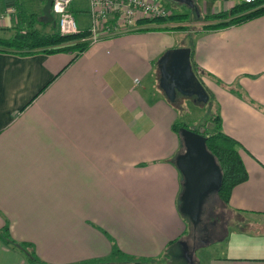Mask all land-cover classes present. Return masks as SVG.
Instances as JSON below:
<instances>
[{"label":"crops","instance_id":"obj_1","mask_svg":"<svg viewBox=\"0 0 264 264\" xmlns=\"http://www.w3.org/2000/svg\"><path fill=\"white\" fill-rule=\"evenodd\" d=\"M235 3L200 0L198 17ZM0 10V34L16 14L37 15L21 0H0ZM86 11L78 29L89 24ZM199 26L184 47L193 49L221 131L239 144L247 178L226 204H202L194 223L181 211L174 113L162 115L161 89L147 95V77L154 84L159 76L151 66L172 46L174 30L103 36L73 59L66 51L0 50V264H28L6 236L32 244L48 264L107 256L111 242L154 264H166L174 245L189 264H264V14L215 30Z\"/></svg>","mask_w":264,"mask_h":264},{"label":"trees","instance_id":"obj_2","mask_svg":"<svg viewBox=\"0 0 264 264\" xmlns=\"http://www.w3.org/2000/svg\"><path fill=\"white\" fill-rule=\"evenodd\" d=\"M263 14L264 0H255L251 3L236 2L225 10L202 15L200 17L202 21L200 29L203 31L224 28L243 23ZM28 16H32V14ZM185 16L186 14L183 13L179 14L171 12L164 18L154 17L151 19H142L138 21L139 25L147 23L152 24L153 26L147 28L141 27L135 31L183 29L184 26L182 25L175 24L173 26H167L166 22L178 23L185 19ZM33 19L34 18L31 19V17L25 18L21 13L18 15L16 14L15 26L8 28L7 34H4V32L0 34V50L9 51L18 55H30L38 51L46 53L66 51L75 53L72 57L73 59L88 47L87 42L80 40L87 35L86 29H80L78 32L72 34H60L55 25H52L51 23H40L52 25L50 32H43L33 28V25L30 22V20L32 21ZM192 53L193 49L190 48V67L196 78L202 83L200 77L204 74L201 70L196 68L192 61ZM236 94L241 97L243 96L240 91H237ZM215 105V111L212 114H209V117L206 118L212 123V128L208 133H203V136L205 138V149L213 157L220 173V182L215 188L216 199L219 203L226 204L231 188L246 180L247 173L239 156L238 142L221 131L218 107L216 103ZM180 127L188 128L186 124L178 121H175L172 125V129L178 138V129ZM2 229L6 228L3 226ZM5 238L7 243L22 250L28 264H48L39 260L35 256L32 244L16 242L8 236ZM103 261L112 264H154L157 262L154 258H142L126 254L111 242L110 252L107 256L86 259L71 264H100Z\"/></svg>","mask_w":264,"mask_h":264},{"label":"water","instance_id":"obj_3","mask_svg":"<svg viewBox=\"0 0 264 264\" xmlns=\"http://www.w3.org/2000/svg\"><path fill=\"white\" fill-rule=\"evenodd\" d=\"M179 1L192 6L189 0ZM51 0H44L41 8L43 23L55 24L50 13ZM159 72L158 86L167 98L172 101L175 93L183 96H194L195 101L205 102L207 94L190 67L189 48H169L157 60ZM203 128L198 131L180 127L178 135L183 151L175 157V165L183 177L181 193V211L194 223L201 208V196L206 194L208 186L212 191L220 182V173L213 157L205 149Z\"/></svg>","mask_w":264,"mask_h":264},{"label":"rangeland","instance_id":"obj_4","mask_svg":"<svg viewBox=\"0 0 264 264\" xmlns=\"http://www.w3.org/2000/svg\"><path fill=\"white\" fill-rule=\"evenodd\" d=\"M148 1L159 4L160 6L169 10L170 13L172 12V13L186 14L185 19H183L181 22L187 23L186 26L187 28H189L190 32L180 31L181 29H176L174 31H171V37H172L171 47L172 48L173 47H184L192 43L194 39V35H195L194 31L197 28V26H199V24L194 25L191 22L197 21V22H201L202 24L201 18L198 17L202 14L200 10V6H199L200 0H192V1L189 0L191 5L193 4L195 5L197 13H195L194 11H191L190 8H188L186 5H184L183 3L179 1H174V0H148ZM40 2H43V0H21L22 7L24 8V11L26 12V14H29L31 12H33L34 14H37V15L33 14L34 19L32 21L30 20V22L33 25V28L39 31L48 32L52 29L51 25L50 24L49 25L40 24V23H43L42 17L40 14L43 3L40 6L39 4ZM87 2L88 0H72L70 10L74 16V19H76L77 21L80 16L82 17L85 16L84 13H80V10H83L86 8ZM0 13L3 16H6L3 10L2 11L0 10ZM7 20L8 18L6 19V22ZM12 21L14 22L15 20L12 19ZM170 25L173 26L175 24L170 23ZM149 26H153V25L152 24L147 25L146 23V26H144V28H147ZM200 26H199V29H200ZM143 31H148V30H143ZM135 32L137 31L130 32V33H135ZM80 40L82 41V39ZM84 42H86V40H84ZM151 71H153L154 76L158 74V68L155 64L153 67L151 66ZM158 77L159 76L155 77L154 84H152L151 80L147 77V95L152 96L154 94V92H152L154 89L160 91V88L158 87V82H157ZM201 85L203 86L205 93L207 94V100L205 102H202V101L197 102L194 100V96L186 97L176 92L174 99L172 101H169L167 99L164 100V104L166 103L167 108L163 107L164 110L160 109L163 111L162 115L167 114L166 110H171L174 113L175 120L186 124L188 129H191L193 131H198L200 128H203V130L201 131L202 134L208 133L210 129L212 128V123L209 122L206 118L209 117V114H212L215 111L214 109L216 105H215L214 98L210 96V91L204 85L203 81ZM155 108L158 109V106H155ZM171 131L173 132V134L176 135V133L172 130V128H171ZM178 141H179V145H181L180 137ZM212 195L213 194H210L209 198H212ZM178 251H179L178 246L176 245L171 246L168 250L167 255L166 256L164 255V257L161 259V262L166 263V264H189L185 258L182 257L183 258L182 259L181 257L177 256ZM181 256H182V252H181ZM100 264H112V263H107L106 261H103Z\"/></svg>","mask_w":264,"mask_h":264},{"label":"built area","instance_id":"obj_5","mask_svg":"<svg viewBox=\"0 0 264 264\" xmlns=\"http://www.w3.org/2000/svg\"><path fill=\"white\" fill-rule=\"evenodd\" d=\"M71 1L51 0L50 13L60 34H72L80 30L70 11ZM234 1L251 3L255 0ZM86 12L89 20L86 27L87 35L81 39L82 41L86 40L88 45L103 36L119 35L136 30L139 28V20L154 17L164 18L170 13L159 4L148 0H88ZM3 17L0 14V22Z\"/></svg>","mask_w":264,"mask_h":264},{"label":"flooded vegetation","instance_id":"obj_6","mask_svg":"<svg viewBox=\"0 0 264 264\" xmlns=\"http://www.w3.org/2000/svg\"><path fill=\"white\" fill-rule=\"evenodd\" d=\"M53 20H54V18H53ZM194 100H195V98H194ZM207 188H208V190L206 191L207 193L201 196V203L204 204V209L205 208L208 209V208H210V206L215 205V203H217L216 196L214 194L215 192H213L214 190L213 191L211 190L212 185H209ZM210 194H213L212 198H209ZM195 232L197 233L199 231L195 229Z\"/></svg>","mask_w":264,"mask_h":264}]
</instances>
